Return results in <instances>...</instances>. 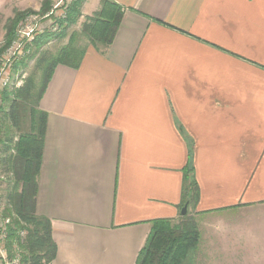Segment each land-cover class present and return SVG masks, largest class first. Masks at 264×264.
Here are the masks:
<instances>
[{"label":"crops","instance_id":"1","mask_svg":"<svg viewBox=\"0 0 264 264\" xmlns=\"http://www.w3.org/2000/svg\"><path fill=\"white\" fill-rule=\"evenodd\" d=\"M111 1L109 47L58 64L39 101L50 264H135L152 222L181 216L189 156L193 264H264V0Z\"/></svg>","mask_w":264,"mask_h":264},{"label":"trees","instance_id":"2","mask_svg":"<svg viewBox=\"0 0 264 264\" xmlns=\"http://www.w3.org/2000/svg\"><path fill=\"white\" fill-rule=\"evenodd\" d=\"M85 0H78L68 8L65 26L57 32H44L36 36L34 43L38 49L51 38L61 37L68 26L80 16V9ZM50 0H44L41 11L49 8ZM14 10V15L7 19L5 38L0 44V55L11 43L17 23L27 14ZM123 14L121 6L111 0H101L100 8L82 24V33L89 44L105 50L111 44ZM31 45L29 46V48ZM86 47H78L74 36L55 53H43L41 63L43 79L38 87L32 78H27L18 88L0 90V112L18 130L17 135H8L2 130L0 118V166L7 181L5 208L2 217L10 218L9 235L16 239L22 249L24 264H50L55 256V244L51 236L50 220L35 213L37 178L42 161V148L45 135L46 113L39 108V101L48 81L58 64L77 67ZM22 64V63H21ZM17 65H15L16 67ZM4 104V106H2ZM7 178V177H6ZM183 205L192 204L198 196L197 183L193 177L190 156L184 169ZM26 232L23 242H19L17 232ZM199 233L197 224L189 215L176 220L158 219L151 224V231L145 245L141 248L135 264H182L197 246Z\"/></svg>","mask_w":264,"mask_h":264},{"label":"rangeland","instance_id":"3","mask_svg":"<svg viewBox=\"0 0 264 264\" xmlns=\"http://www.w3.org/2000/svg\"><path fill=\"white\" fill-rule=\"evenodd\" d=\"M44 2V0L42 1ZM101 2V1H100ZM100 2L98 5V8L94 11L96 12L100 8ZM50 4V2H49ZM42 5H40L39 9H28V10H22L25 12H28L25 16L33 13H38L42 15L46 11L42 12L41 11ZM81 12V9H80ZM94 12L88 14V15H82L80 13V16L77 18V20L68 26L65 30V33L61 37H55L51 38L48 40L46 43H44L42 46H40L38 49H35L34 46L28 48V52L25 56L19 57L17 61H15L12 64V67L6 72V75L8 76L7 78L9 79L8 85L4 88H0V90L8 88V90L18 88L22 86L27 78H32L33 82L36 87L40 85L43 79V67H44V62L41 63L39 60H41L42 54L43 53H49L53 54L55 53L59 48L62 46L66 45L68 41L70 40L71 36H74L75 44L78 47H88L89 40L87 37L82 33V24L86 21L88 17H91L94 15ZM14 15V10L12 12L10 11H1L0 12V44H2L4 40V36L6 34V24H7V19L13 17ZM24 16V17H25ZM23 17V18H24ZM22 20V19H21ZM21 20L17 23L16 28L18 24L21 22ZM65 22L62 23V26L64 25ZM59 28V30L61 29ZM58 30V31H59ZM14 39V38H13ZM12 42V41H11ZM11 44V43H10ZM10 44L3 50V52L0 55V58L3 56V54L6 52V50L9 48ZM101 50L103 49V46H99ZM22 63V64H21ZM15 65H17L15 67ZM4 74V73H3ZM0 106H1V100H0ZM4 106V104H2ZM6 106H4L5 109ZM0 118L3 120L2 121V130L4 133L7 132L8 135H17L19 134L18 130H16L13 125L10 123L7 118L5 119L3 117V111L0 112ZM2 135L0 134V137ZM2 166H0V214L3 215V211L5 208V194L8 189V179L9 176H5V174L2 172ZM7 177V178H6ZM192 213V207L189 208L188 206V212L186 215L191 216L190 214ZM192 217V216H191ZM195 251V250H194ZM193 251V252H194ZM191 252L189 256L183 261L182 264H193V255L194 253Z\"/></svg>","mask_w":264,"mask_h":264},{"label":"built area","instance_id":"4","mask_svg":"<svg viewBox=\"0 0 264 264\" xmlns=\"http://www.w3.org/2000/svg\"><path fill=\"white\" fill-rule=\"evenodd\" d=\"M78 0H50L48 10L42 15L33 13L22 18L15 29L14 39L9 48L0 58V88L8 85L9 79L6 72L12 64L25 56L29 46L36 36L44 32H57L66 18L68 8ZM4 73V74H3ZM10 218L0 214V264H24L22 262V249L16 239L9 235ZM26 232H17L19 242L22 243Z\"/></svg>","mask_w":264,"mask_h":264},{"label":"water","instance_id":"5","mask_svg":"<svg viewBox=\"0 0 264 264\" xmlns=\"http://www.w3.org/2000/svg\"><path fill=\"white\" fill-rule=\"evenodd\" d=\"M188 206H189L188 202H186V203L182 206V208L180 209V215H181V216H185V215L187 214V212H188Z\"/></svg>","mask_w":264,"mask_h":264}]
</instances>
